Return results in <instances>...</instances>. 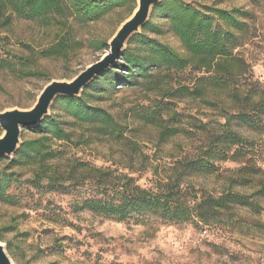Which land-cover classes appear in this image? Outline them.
<instances>
[{"label": "rangeland", "instance_id": "1", "mask_svg": "<svg viewBox=\"0 0 264 264\" xmlns=\"http://www.w3.org/2000/svg\"><path fill=\"white\" fill-rule=\"evenodd\" d=\"M182 1L199 9L215 6L249 12L242 20L248 25L250 35L238 51L249 65L253 80L264 87V3L255 5L248 0ZM128 9V6L117 8L99 22L82 25L71 18L68 28L63 31L56 26L44 27L37 21L19 18H15L10 27L0 29V56L17 65L15 72L0 69V113L31 109L50 82L72 81L99 62L109 52V46L107 50L99 51L97 44H109L120 26L133 15ZM157 23L164 33H149V36L186 54L166 22L159 20ZM68 34L74 40V49L68 59H39L31 67L39 73L35 77L19 71L22 67L20 60L25 62L30 58L31 49L37 53L48 49ZM128 46L129 43L126 48ZM152 74L156 71L153 70ZM170 76L164 84L168 87L162 88L198 87L197 78L204 74L189 67ZM102 86L105 93L92 96L91 104L107 109L125 125L127 138L137 142L139 150L132 153L128 148L95 145L74 149L72 154L97 168L114 172V176L130 175L141 188L152 189L159 180L166 181L177 160L185 155L204 154L209 139L218 134L231 117V126L240 130L257 149L237 160L217 161L214 163L215 173L193 176L189 182L199 195L218 196L226 191L238 193L257 202L262 211L256 215L246 209L234 208L223 221L213 226L197 222L168 223L155 216H136L120 222L92 211L76 210V204L89 197V187L69 194L45 193L35 188L31 183L33 174L30 169L12 166L14 154L0 161V170L8 169V173L18 179L9 190L18 199L17 203L0 201V243L14 264H264V230L256 225L257 222L264 224V134L241 129L238 120L232 117L237 109L228 101L219 100L220 104L215 106L198 96L164 98L163 89L146 92L141 86L117 83L110 86L101 81ZM210 98L214 99V96ZM162 99L172 110L163 114L166 125L186 132L166 142L160 140V129L145 123L139 115L143 114L141 108L152 109ZM52 114L51 109L49 116ZM58 116L64 121L70 120L63 113ZM65 126L70 128L68 124ZM2 135L1 129L0 137ZM33 136L31 130L23 129L21 142ZM142 153L150 157L148 164L153 167L131 173L121 154Z\"/></svg>", "mask_w": 264, "mask_h": 264}, {"label": "trees", "instance_id": "2", "mask_svg": "<svg viewBox=\"0 0 264 264\" xmlns=\"http://www.w3.org/2000/svg\"><path fill=\"white\" fill-rule=\"evenodd\" d=\"M248 1L255 5L264 3V0ZM125 6L129 7V14H133L137 0H0V29L10 27L13 20L19 18L37 21L44 27L56 26L63 31L68 28L71 18L81 25L99 22L115 9ZM248 15L249 12L237 8L225 10L214 6L199 9L182 0L161 1L154 7L151 19L141 32L129 40V46L119 61L85 88L89 89L88 92L83 91L79 97H58L51 108L53 114L27 128L34 136L22 142L12 166L30 169L33 174L31 183L45 193L69 194L89 187V197L77 203L76 210L92 211L120 222L136 216H155L168 223L197 222L213 226L223 221L234 208L259 215L262 208L255 201L230 191L218 196L199 195L189 182L193 176L215 173L214 163L217 161L237 160L257 149L240 130L231 126V117L222 125V130L209 139L204 154L185 155L177 160L166 181L159 180L152 189L141 188L130 175L114 176V172L97 168L72 154L74 149L95 145L128 148L132 153L139 150V144L127 138L125 125L107 109L91 104L92 96L103 95L106 91L104 86L101 87V81L110 86L116 83L141 86L146 92L163 89L164 98L198 96L215 106L220 104L219 100L228 101L237 109L232 117L238 120L241 129L263 135L264 87L253 80L249 65L238 51L250 35L248 25L242 20ZM159 20L166 22L186 54L149 36V33H164L157 23ZM73 49L71 35L62 36L48 49L38 53L31 49V57L25 62L20 60L22 67L19 71L25 76H38L37 70L31 67L39 59H68ZM97 49L107 50L108 44L99 42ZM189 67L204 74L197 78L198 87L166 88L168 86L164 84L171 74L184 72ZM0 69L15 72L17 65L0 56ZM153 70L156 74H152ZM211 95L215 100L210 98ZM153 107L141 108L143 114L139 115L145 123L160 129L162 142L183 132L179 127L166 125L163 114L172 111L168 102L162 99ZM56 113H63L70 120H61ZM121 155L131 173L153 167L148 164L150 157L147 154ZM4 158L0 156V161ZM17 181L8 169L0 170L1 202L17 203L16 196L9 193ZM256 225L264 230L261 222Z\"/></svg>", "mask_w": 264, "mask_h": 264}, {"label": "water", "instance_id": "3", "mask_svg": "<svg viewBox=\"0 0 264 264\" xmlns=\"http://www.w3.org/2000/svg\"><path fill=\"white\" fill-rule=\"evenodd\" d=\"M133 15L119 28L109 42V52L97 63L92 64L72 81H52L40 93L37 102L29 110H8L0 113V156L12 157L21 146L23 129L36 126L50 114L58 97H79L85 88L100 74L111 69L126 49V44L148 23L152 9L161 0H137ZM0 264H14L5 246L0 243Z\"/></svg>", "mask_w": 264, "mask_h": 264}]
</instances>
